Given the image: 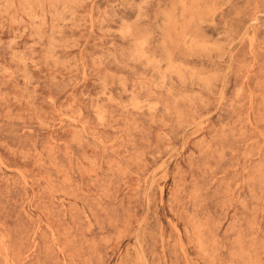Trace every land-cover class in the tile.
Listing matches in <instances>:
<instances>
[{
  "label": "rangeland",
  "instance_id": "obj_1",
  "mask_svg": "<svg viewBox=\"0 0 264 264\" xmlns=\"http://www.w3.org/2000/svg\"><path fill=\"white\" fill-rule=\"evenodd\" d=\"M0 264H264V0H0Z\"/></svg>",
  "mask_w": 264,
  "mask_h": 264
}]
</instances>
